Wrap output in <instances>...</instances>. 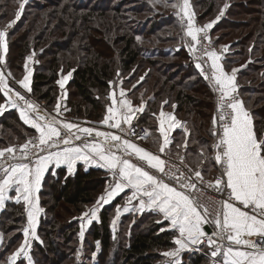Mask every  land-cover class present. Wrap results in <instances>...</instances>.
<instances>
[{
    "label": "trees",
    "instance_id": "16d2710c",
    "mask_svg": "<svg viewBox=\"0 0 264 264\" xmlns=\"http://www.w3.org/2000/svg\"><path fill=\"white\" fill-rule=\"evenodd\" d=\"M19 1L0 0V26L12 21ZM192 2L203 22L216 20L224 4L229 5L210 34L217 47L228 46L225 67L230 69L235 65L238 82L246 81L240 90L241 97L252 115L255 130L264 134V0ZM176 18L175 8L157 11L146 0H29L19 21L8 33L6 58L19 80L24 75L26 58L35 53L39 63L33 68L32 96L52 109L59 102L66 110L65 115L78 120L101 123L111 104L108 97L112 85L119 79L132 85L127 96L135 105L142 102L146 105L141 119L143 126L146 124L155 129L150 120L153 114L159 113L162 103L176 104V116L190 127L185 154L188 162V154L195 161L202 150L206 160L205 173L210 175L212 167L207 156L214 138L213 94L191 63L186 48L188 40L184 35H171ZM244 64H247L245 68H240ZM69 72L72 78L67 95L62 97L58 82ZM5 98L0 93V105L4 106ZM0 130L2 142L6 137L9 141L23 142L28 135L37 134L35 129L23 123L14 109L3 112ZM182 144L184 141H174L171 149L182 150ZM52 173L45 177L40 192L44 212L38 235L43 243H33L34 262L81 264L76 262L81 242L79 217L95 205L111 179L101 169L85 170L83 167H79L74 175L64 169H57L55 175ZM119 204L116 200L104 207L100 223L92 224L91 240H86V247L90 248L85 251L87 258L97 254V242L101 246L98 255L100 259L110 258L108 264H156L161 260L162 251L175 247L173 240L177 233L161 231L168 224L155 223L159 216L146 213L140 217H122L121 231H128L126 224L133 219H150L151 224L132 223L138 229L132 228L126 245L120 248L122 255L118 259L119 249L112 242L111 222ZM26 224L23 203H8L0 217V234L4 238L3 243L0 242V264H8L7 256L20 247L23 242L21 229ZM13 232L17 233L8 239L7 234ZM17 264L27 262L22 258ZM182 264H212V261L204 253L189 251Z\"/></svg>",
    "mask_w": 264,
    "mask_h": 264
},
{
    "label": "snow or ice",
    "instance_id": "6c2138e0",
    "mask_svg": "<svg viewBox=\"0 0 264 264\" xmlns=\"http://www.w3.org/2000/svg\"><path fill=\"white\" fill-rule=\"evenodd\" d=\"M26 3L27 0H21L19 3V11L15 13L17 20L23 13ZM170 6L177 9L176 15L182 26L186 21V35L192 42L188 45L189 51L194 55L197 45L200 46L201 56L196 57V69L204 79L209 80L213 90L218 93L216 114L212 118V135L215 137L212 148L220 175L215 178L214 183L208 182L207 186L226 198L220 199L214 214L210 213L208 206L192 195L198 189L197 182L205 183L201 171L189 168L188 173L182 172L175 165H169L161 155L154 154L126 138L135 135L136 129L132 121L137 113L143 112L144 104L142 102L134 107L123 88L120 89L119 97L115 90L110 92L108 99L111 100V104L108 105L101 122L108 129L118 130L117 133H113L59 119L61 115L59 102L55 109L56 115L40 114L38 105L26 99L20 91L14 90L6 78L5 71L0 70V93L8 98L7 103L11 108L19 110L23 123L38 133V136L28 139L19 146V149L8 147L0 150V158L8 154L7 160L0 159V209L5 207L9 192L14 191L15 203L23 202L27 217V224L21 229L23 242L9 257L8 264H17L21 257L27 264H34L30 254L32 242L43 243L37 228L44 209L37 194L50 166L55 168L66 166L67 173L72 174L77 163L81 161L85 165L95 164L105 169L112 177V182L97 199L95 206L79 217L81 240L85 235V227L99 220L98 212L101 206L109 204L115 197L125 192V189H130V195L126 196L128 203L138 200L137 211L147 209L155 212L162 217L158 223L168 221L170 230L178 233L173 240L177 247L162 253L165 257L173 258L170 264H179L176 258L181 252L189 251L192 245L202 243H206L211 249L212 264H264V134L257 133L243 101L236 95L237 69H233L231 75L228 74L220 63L221 55L202 42L208 40L209 44L211 43L208 30L219 21L224 15V9L229 5L225 4L216 20L203 27L195 26V14L191 10L189 0L182 2L176 0ZM200 33H203L202 38L199 36ZM139 39L137 37V40ZM8 40V32L0 30V65H6ZM227 50L228 46H224V51ZM34 55L35 53L29 55L26 58L27 62H31ZM208 61L210 67L206 69L205 64ZM27 62L26 74L17 83L21 89L31 93L32 71ZM7 75L11 76V73L8 72ZM71 75L69 72L58 82L61 89ZM117 76H120L119 72ZM163 103L166 104L167 101ZM4 110L5 107L0 105V113ZM30 113L35 115L30 116ZM157 120L161 138L159 153L166 154L172 143L171 132L182 125L174 114L163 110L159 112ZM123 125H127L128 128L125 129ZM184 130L187 133L186 127ZM147 136L148 132L145 130V135L141 139H146ZM88 137L93 139L89 141ZM81 140L83 141L81 144L75 143ZM187 145L188 141L185 140L183 147L186 149ZM17 151L19 155L16 154ZM200 155L203 158L204 152L202 151ZM8 160L19 162L8 163ZM181 163H184L183 158ZM52 174L55 175L54 172ZM123 211L127 212L129 209L125 207ZM119 216L118 207L117 219ZM206 224L214 227L211 234L205 231ZM111 225L115 231L116 220H113ZM165 230L169 229L161 228V231ZM2 239L0 236V241ZM93 255L95 256V253Z\"/></svg>",
    "mask_w": 264,
    "mask_h": 264
},
{
    "label": "rangeland",
    "instance_id": "374dc122",
    "mask_svg": "<svg viewBox=\"0 0 264 264\" xmlns=\"http://www.w3.org/2000/svg\"><path fill=\"white\" fill-rule=\"evenodd\" d=\"M28 1L29 0H27V3H28ZM146 1H148L152 6H153V8H155L157 11H164L165 9H168V10H172L173 8L170 6L171 5V3H169V2H176V0H160V2H156V0H146ZM21 2V0L17 3L18 4V7H17V11H19V3ZM180 2H182V0H180ZM189 2H190V5H191V10H192V12L195 14V16H194V20H195V26L196 27H203L205 24H208V23H210V22H212V21H214V20H206L205 22H203V21H201L199 18H198V16H197V13H196V10H195V8H194V6H193V2H192V0H189ZM26 3V4H27ZM26 4H25V6H26ZM225 5V4H224ZM16 11V12H17ZM176 11H177V9H175V13H176ZM15 12V13H16ZM219 14V13H218ZM178 17V16H177ZM20 19V18H19ZM19 19L17 20L16 19V16L12 19V21H10L7 25H4V26H0V30H4V31H7L8 33H10L11 32V28H13L15 25H16V23L19 21ZM215 19V18H214ZM178 20V21H177ZM13 21H14V23H13ZM9 25H11L10 27H9ZM215 25L216 24H214L213 25V27H212V29L215 27ZM181 28H183V30H184V34H183V32H181L182 31V29ZM172 33H171V35H184L185 36V38L187 39V40H189V43H192L191 42V38L190 37H188L187 35H186V21H184L183 22V26H182V22L180 21V19L178 18H176V21H175V23H174V26H172ZM175 29H176V31L177 32H175ZM212 29H210V30H208V31H211ZM201 34V33H200ZM199 34V35H200ZM210 36V39H211V44H213V45H215L214 44V39L212 38V34H209ZM183 38V37H182ZM215 47V49L216 50H224V45H221V46H219V47H217L216 45L214 46ZM188 51V50H187ZM32 53H30L29 55H31ZM28 55V56H29ZM188 55H189V57H190V60H191V63L193 64V66L195 67V64H194V62L192 61V59H191V54L189 53V51H188ZM26 62H27V60H26ZM25 62V63H26ZM39 63V61H38V58H37V55L35 54L34 55V57H33V60L31 61V62H27L28 64L29 63H33L34 65H38V64H36V63ZM224 61H220V63H222V65L224 64V67L226 66V63L224 62ZM247 62V61H246ZM249 62V61H248ZM247 64H244L243 66H241L240 68H245V66H246ZM196 68V67H195ZM237 67L235 66V65H232L231 66V68L230 69H227L226 67H225V71L228 73V74H232V70L233 69H236ZM8 69H9V72L11 73V76H8V75H6V78L9 80V84H10V86L11 87H13L14 88V90H16V91H20L21 93H22V95H24L25 97H26V99H27V95L25 94V92H27L26 90H24V89H21L20 87H19V84L17 83V81H19V80H21V79H16L15 78V75H14V72L11 70V68L9 67V65H8ZM197 71H198V73H199V76L200 77H202V75L200 74V71L198 70V69H196ZM32 71V77H31V80H32V78H33V76H34V69H32L31 70ZM26 73H25V64H24V75H25ZM67 74L68 73H66V74H64V75H62L61 77H60V79H59V81L63 78V77H66L67 76ZM23 75V76H24ZM71 78H72V75H71V77L70 78H68L67 80H66V82H65V86H64V88L63 89H61V95H62V97H65L66 95H67V86H68V83H69V81L71 80ZM202 79L204 80V78L202 77ZM122 80V83H120V81ZM235 80L237 81L236 82V84L237 83H239V84H241V86L242 85H244L245 86V80H243V82H238V80H237V75H236V73H235ZM118 81V80H117ZM205 81V80H204ZM60 86V85H59ZM121 88H123L124 90H125V93H126V96H127V94H128V91L129 90H131L132 89V85H126V84H124L123 83V79H119V81L115 84H113L112 85V90L111 91H113V90H115V92H116V94H117V97L119 96V92H120V89ZM209 89L211 90V88L209 87ZM212 91V90H211ZM28 93V92H27ZM3 94V93H2ZM212 94H213V92H212ZM241 97V96H240ZM7 100H8V98L6 97L5 98V104H4V107H5V109H8V108H11L9 105H8V103H7ZM28 100H30V101H33L34 103H36L37 105H38V107H39V110H40V114H51V115H56V113H55V109H56V105H55V107L52 109V108H49L46 104H44V105H42V104H40L41 102H39L34 96H33V99L32 98H29ZM213 100H214V104H215V96H214V94H213ZM241 100L243 101V103H244V100H243V98L241 97ZM111 101V100H110ZM131 101H132V99H131ZM132 104L134 105V106H137V105H135L134 104V102L132 101ZM163 104V106L166 108V105L168 104V107H167V111L168 112H173L174 110H175V112H176V110H177V105L176 104H169L168 102L166 103V104H164V103H162ZM172 105H175L176 107L175 108H173L172 107ZM244 107H245V109L249 112V115H250V117H251V119H253L252 118V115H251V113H250V111L246 108V106H245V104H244ZM12 109H14V110H16L17 112H18V114H19V110L18 109H16V108H12ZM160 110H161V108H160ZM64 112H66V110H65V108H64V106H61V115L59 116L60 118H68V117H72V116H68V114L66 113V115H65V113ZM160 112V111H159ZM32 115H35L34 113H30V116H32ZM74 118V117H73ZM178 118V117H177ZM180 121H181V119L180 118H178ZM253 122H254V120H252ZM150 122H153V119H151L150 120ZM103 125V124H102ZM104 127H106L105 125H103ZM123 127L125 128V129H127L128 128V126L127 125H123ZM187 127H188V129L190 130V127L187 125ZM107 128V127H106ZM212 130H213V125H212ZM103 131H112L113 133H116V132H118V130H116V129H109V130H103ZM38 134V133H37ZM32 135H34V134H32ZM29 136H31V135H28L27 137H26V139L23 141V142H21V141H9L8 140V138L6 137L5 138V140L2 142V141H0V150H3V149H6V148H8V147H14V146H19V145H23L25 142H26V140H27V138L29 137ZM3 137V136H2ZM0 139H1V130H0ZM180 141H182V140H180ZM7 142H10V144H8L7 145ZM212 143V142H211ZM178 147V146H177ZM183 149L182 150H179V151H173L171 148H170V152L172 153V154H186V149L184 148V147H182ZM205 151V150H204ZM209 158V157H208ZM54 172V171H53ZM50 173V172H49ZM48 173V174H49ZM56 174V173H55ZM70 175V174H69ZM218 175H219V170H218ZM218 175H216V173H215V171H214V169L212 168V174H208V175H204L203 177L204 178H206V179H208V180H214ZM212 176V177H211ZM212 178H214V179H212ZM47 199H48V197H47ZM95 206V205H94ZM93 207V206H92ZM92 207H89L88 208V210L90 209V208H92ZM102 210H103V208L98 212V216H99V220L98 221H94V222H98V223H100V214H101V212H102ZM115 213H116V210H115ZM130 216H133V215H130ZM127 217H129V216H127ZM116 219V217L114 218V220ZM122 220V219H121ZM120 220V221H121ZM158 220H160V218H158V217H156L155 218V223H158L157 221ZM134 221H137V222H139V223H141V225H143V226H149L150 224H151V222H150V219H148L147 221L146 220H144V218H142V220H135V219H133L132 220V222L130 223L129 222V224H126V226L128 227V231H121L122 230V227L120 226V224H119V226H117L116 225V229H115V231H113V229H112V238H113V240H112V242L116 245V247H118V252H119V256H118V259L120 258V256L122 255L121 254V252H120V248L122 247V246H125L126 245V243H127V239H128V237H129V233L131 232V230H132V228L134 229V230H137L138 228L137 227H133L132 225V223L134 222ZM93 222V223H94ZM92 223V224H93ZM120 223V222H119ZM92 224L91 225H87L86 227H85V229H84V231H85V235H84V238H83V240H81V238H80V235L78 236L79 237V240L81 241L80 242V244H79V248H78V253H77V256H76V262L77 263H81V264H83V263H87L88 261H89V263H92V264H108L109 263V261H110V258H107V259H103V258H101L100 259V257H99V255H98V253H99V251L101 250V246L99 245V251H97V254L95 255V256H93V257H90V258H87L86 257V255H85V251H86V249H90V248H88V247H86V242L88 241V240H91V238H90V231H91V228H92ZM158 224H160V223H158ZM153 225V224H152ZM79 226H80V230H81V221H80V224H79ZM169 226V225H168ZM37 231H38V229H37ZM17 232H13V233H11V234H7L8 236H7V238L8 239H10L11 237H12V235H14V234H16ZM80 233V232H79ZM0 236H1V234H0ZM3 237V236H2ZM3 240H4V238L2 239V241H0V242H2L3 243ZM87 240V241H86ZM33 243H34V241L32 242V249H31V252H30V254L32 255V252H33ZM95 246V245H94ZM96 248H97V246H95ZM176 248V245H175V247H173V248H171V249H168V250H165V251H162L161 252V260L160 261H158L156 264H170V262H171V260L173 259V258H169V257H165V256H163L162 255V253L163 252H166V251H172V250H174ZM191 251L192 252H198V253H204L206 256H209V259H210V261H212V258H211V249L207 246V244H205L203 247H201V248H198V245H196L194 248L193 247H191ZM117 252V253H118ZM185 253H187V252H181L180 253V255H179V257L178 258H176V259H178L179 260V264H182L183 263V258H184V255H185ZM12 255V254H11ZM10 255V256H11ZM10 256H7V258H6V262L8 263V259H9V257ZM32 257H33V255H32ZM104 257H105V255H104ZM23 257H21V258H19L18 260H17V262L20 260V259H22ZM122 261L123 260H121V261H119V263H122ZM33 262H34V257H33ZM34 264H35V262H34Z\"/></svg>",
    "mask_w": 264,
    "mask_h": 264
},
{
    "label": "built area",
    "instance_id": "2783aa9c",
    "mask_svg": "<svg viewBox=\"0 0 264 264\" xmlns=\"http://www.w3.org/2000/svg\"><path fill=\"white\" fill-rule=\"evenodd\" d=\"M209 34H210V31H208V35ZM199 36L202 38L203 37V33H201ZM202 42H203V44L207 45L211 50L216 51L218 55H221V57H224L225 56L226 52L224 50H216L215 47H214L215 45H213L211 43L209 44L208 40H202ZM189 44L190 43L188 42V45ZM188 45L186 46V48L189 51ZM189 53L191 54V59H192V61L195 64L196 57L201 56L200 46L197 45V51L195 52L194 55L190 51H189ZM5 59H6V65H0V70L5 71V74L7 75L8 72H9V69H8L7 58H5ZM28 66H29L30 70H32L34 68V64L33 63H29ZM209 67H210V61H208V63L205 64V68L206 69H208ZM204 80L207 83V85L211 88V90H212V92H213V94L215 96V109H214V115H215L216 114V108H217L218 93L213 90V87L210 84L209 80H206V79H204ZM236 85L238 86V88H237V94L236 95L241 100L240 90H241L242 86L239 83H237ZM25 94L27 95V99H29V98H32L33 99V96H32L31 93L25 92ZM40 104L44 105V103H40ZM58 118L61 119V120L67 121V122H72V123L78 124V125H80L82 127H92L94 129L100 130V131L109 130L108 128L104 127L102 125V123H96V122H92V121H89V120H78V119L73 118V117H68V118L67 117L66 118H60V117H58ZM141 119H142V113L139 112V113L136 114V117L132 121V125L136 129L135 135H131V136L126 137L128 139H131L137 145H141L143 143V141L146 140L150 136V130L147 129L145 126H143L141 124ZM145 130H147L148 136H147L146 139H141V137L145 135ZM73 131H75V130H73ZM81 135L83 136V134H81ZM121 135H123V134H121ZM33 136H38V134H34V135L29 136L27 138V140L30 139V138H32ZM93 136H94V133H93ZM87 139L89 141H91L93 138L92 137H88ZM82 142H83L82 140L81 141H75V143L77 145L81 144ZM214 143H215V137L213 138V141L211 143V151H212L211 152V158H213V148H212V146H213ZM19 146H21V145H19ZM19 146H14V148L19 149ZM16 154L19 155V151H17ZM157 154L158 155H161V158L162 159H165L166 161H168L169 162V165H175L176 168H179L180 171H182V172L188 173L189 168H192L190 166V164L188 162V159H187V157H186L185 154H172L170 152V149L169 148L166 150V154H161V153H159V151H157ZM181 158H183L184 163H181ZM0 159L7 160L8 159V154L6 153L5 157L4 158H0ZM17 162H19V161H11V160H8V163H17ZM185 164L187 165V167H185ZM217 167H218V170H219V166L218 165H217ZM192 169H194V168H192ZM172 170L175 171V168H173ZM177 174H179V173H177ZM219 175H220V172H219ZM204 181H205V183H199V182H197L198 183V189L195 190L192 193V195L194 197L198 198L199 201L202 204L207 205L208 208H209L210 213H213L214 214L215 209H216V206L219 203L220 199L226 198V197H222V195L220 193L215 192L211 187H208L207 186V183L208 182H213L214 183L215 179L214 180H208V179L204 178ZM201 211H202V209H201ZM209 219H211V216L209 217ZM205 226H208L211 229L212 232L214 231V227L212 225L206 224ZM213 239H215V237H213ZM252 239H256V237H252ZM205 244L206 243L199 244L198 245V248L203 247Z\"/></svg>",
    "mask_w": 264,
    "mask_h": 264
},
{
    "label": "crops",
    "instance_id": "0c3cea01",
    "mask_svg": "<svg viewBox=\"0 0 264 264\" xmlns=\"http://www.w3.org/2000/svg\"><path fill=\"white\" fill-rule=\"evenodd\" d=\"M190 40H191V39H190ZM188 42H189V40H188ZM225 52H226V51H225ZM221 61H225V56H224V57H221ZM223 63H224V62H223ZM221 64H222V63H221ZM222 66L224 67V64H223ZM224 69H225V67H224ZM236 69H237V68H236ZM225 70H226V69H225ZM237 72H238V69H237V71H236V75H237ZM236 82H237V81L235 80V83H236ZM118 97H119V96H118ZM127 98L130 99L128 96H127ZM130 100H131V99H130ZM133 106H134V105H133ZM134 107H135V106H134ZM9 109H12V108L5 109L4 111L9 110ZM145 109H146V105L144 104V110H143V112H141L142 114L144 113ZM161 110H163V111H165V112H168V111H167V108H165L164 106H163V109H161ZM161 110H160V111H161ZM4 111H3V112H4ZM3 112L0 113V117L2 116ZM168 113H172V114H174L175 117H176V119L179 120V119L177 118V116H176L175 110H174L173 112H168ZM158 115H159V113L156 114V115L153 114V115H152L153 118H151V119H153V124H154L155 129H150V127L146 126V124H145V127H146L147 129L150 130V136H149L146 140H144L143 143H142L141 145H139V146L145 148L146 150L151 151V152L154 153V154H157V151H159L160 142H161V138L159 137V133H158V126H159V125H158V120H157ZM252 120H253V119H252ZM179 121H180V120H179ZM180 122H181V125H182V126H180V127H176V128L173 129V131L171 132L172 143L169 145V149L171 148V146H172V144L174 143V141H179V140H182V141L187 140V141H188V139H189V137H190V130L188 129L187 125H186L184 122H182V121H180ZM253 125H254V122H253ZM185 127H186V129H187V133H186L185 130H184ZM182 147H183V144H182ZM201 152H202V150H200V154H201ZM211 152H212V151H211V148H210V155L207 156V157H209V158H208V161H209L211 167L214 169V171L216 170V171H215L216 175H218V167H217V165L215 164L214 159L211 158ZM188 157H189V163H190L191 166H193L194 169L201 171V173H202L203 176L209 174V173H208V174L205 173V172H206V166H205V161H206V160H205L204 158H201V156H200L198 160L192 161V157H191L190 154H188ZM134 162H137V161L134 160ZM79 167H83L85 170H89V169H101V170L105 171V172L109 175V177H110V179H111V182H112V177H111V175H110L105 169L100 168V167L96 166L95 164L85 165L82 161L77 163V165H76L75 168H74L73 173L70 174V175H74V174L77 172V170H78ZM57 169H64V170H66V166H61L60 168H55L54 166H50L49 171L45 174V176H44V178H43V180H42L40 192H41V190H42V185H43V181L45 180V177L48 175L49 172H51V171H56ZM150 171H152V170H150ZM211 177H212V176H211ZM212 179H213V178H212ZM40 192L37 194V195L39 196V199H40ZM130 193H131V190H130V189H125V192H123V193H121L120 195H118L117 197H115V198L109 203V204H112V203L115 202L116 200H119V201H120V204L117 206V208L119 207V209H120V216H119L118 219H117V217H116V219H115V220H116V225H117V226L119 225V222H120V220L122 219V217H127V216H130V215H133L134 217H136V216H137V217H140V216H142V215H144V214H146V213H151V214H153V215H157L155 212L149 211V210H147V209H144V210H142V211H137L136 209L138 208V200H133L131 203H128V201H127V199H126V196H127V195H130ZM8 195H9V199L6 200V202H5V207H4L3 209H0V217H1V214L3 213V211L5 210L7 204H8V203L15 202V199H14V197H15V192H14V191H10ZM21 203H23V202H21ZM109 204H107V205H102V206H101V209L104 208V207H106V206H108ZM125 207H127V208L129 209V211L124 212L123 209H124ZM42 214H43V212H42L41 215H40V220H39L38 228H39V225H40V222H41ZM157 216H158V215H157ZM159 218L162 219V217H160V216H159ZM164 222H166V224L169 225V222H168V221H164ZM38 228H37V229H38ZM167 228L170 230V225H169ZM172 231H174V230H172ZM174 232H175V231H174ZM176 233H177V232H176ZM177 235H178V233H177ZM195 246H196V245H192L191 247L194 248ZM176 247H177V246H176ZM189 251H191V250H189ZM189 251H183V252H189Z\"/></svg>",
    "mask_w": 264,
    "mask_h": 264
},
{
    "label": "water",
    "instance_id": "95a60500",
    "mask_svg": "<svg viewBox=\"0 0 264 264\" xmlns=\"http://www.w3.org/2000/svg\"><path fill=\"white\" fill-rule=\"evenodd\" d=\"M204 228H205V231H206L207 233L210 234V233L212 232L211 229H210L208 226H205Z\"/></svg>",
    "mask_w": 264,
    "mask_h": 264
}]
</instances>
